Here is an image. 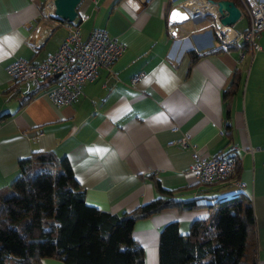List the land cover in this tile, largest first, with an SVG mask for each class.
I'll return each mask as SVG.
<instances>
[{"label": "crops", "instance_id": "1", "mask_svg": "<svg viewBox=\"0 0 264 264\" xmlns=\"http://www.w3.org/2000/svg\"><path fill=\"white\" fill-rule=\"evenodd\" d=\"M46 1L0 0V117L8 114L0 120V189L19 175L20 160L53 152L69 160L87 204L112 214L156 199L151 176L179 189L178 199L243 191L255 217L257 263L264 264V31L260 51L251 54L240 43L226 52L208 17L173 18L185 0H82L74 22L81 38L101 28L125 51L83 86L78 103L57 107L44 95L50 80L15 83L7 72L17 59L43 62L66 39L68 23L56 26L55 18L43 16ZM239 21L234 28L246 30L248 17ZM236 77L237 92L225 101ZM185 135L188 148L175 143ZM218 154L236 157L235 176L200 185L189 173L195 155ZM207 215L206 209H169L138 221L133 238L145 250V264H159L166 223L178 220L188 234L192 222ZM41 264L63 263L45 258Z\"/></svg>", "mask_w": 264, "mask_h": 264}, {"label": "trees", "instance_id": "2", "mask_svg": "<svg viewBox=\"0 0 264 264\" xmlns=\"http://www.w3.org/2000/svg\"><path fill=\"white\" fill-rule=\"evenodd\" d=\"M233 2L242 9L240 0ZM239 81L236 77L224 91L225 101L236 94ZM19 168L13 182L0 189V264H41L45 258L63 264H145V250L133 238L135 224L169 209H206L208 215L194 220L188 234L181 233L178 220L166 223L159 264H258L253 207L243 191L178 199L179 189L164 188L151 176L159 196L118 215L87 204L66 157L34 152Z\"/></svg>", "mask_w": 264, "mask_h": 264}, {"label": "built area", "instance_id": "3", "mask_svg": "<svg viewBox=\"0 0 264 264\" xmlns=\"http://www.w3.org/2000/svg\"><path fill=\"white\" fill-rule=\"evenodd\" d=\"M240 1L243 9L242 11L240 8L241 17L246 15L249 19V26L244 31H238L234 26L223 25L217 5L210 0H185L182 4L189 15L201 14L208 17L209 26L221 50L228 52L241 43L252 54L262 49L258 39L264 31V0ZM42 14L47 19L55 18L58 21L56 26L64 24L55 15L54 0L45 2ZM67 31V37L58 50L48 54L43 62L33 63L17 59L7 67V72L15 83L47 82L54 79V84L44 92V95L57 107L78 103L83 86L97 78L99 69L110 70L125 51V46L104 29H93L85 40L81 38L80 24H68ZM143 76L137 75L131 84L136 85ZM175 143L182 148L190 146L187 135ZM236 168L237 159L232 155L218 154L209 158L195 155L189 173L200 185L210 187L231 181Z\"/></svg>", "mask_w": 264, "mask_h": 264}, {"label": "water", "instance_id": "4", "mask_svg": "<svg viewBox=\"0 0 264 264\" xmlns=\"http://www.w3.org/2000/svg\"><path fill=\"white\" fill-rule=\"evenodd\" d=\"M82 0H54L55 15L58 20L72 24L78 17L77 7ZM211 3L217 5L220 14V20L223 25L235 26L240 20L241 9L231 0H210ZM179 12L182 21L190 19V15L182 6H176L173 13Z\"/></svg>", "mask_w": 264, "mask_h": 264}, {"label": "snow or ice", "instance_id": "5", "mask_svg": "<svg viewBox=\"0 0 264 264\" xmlns=\"http://www.w3.org/2000/svg\"><path fill=\"white\" fill-rule=\"evenodd\" d=\"M179 15H180L179 12H175V13H173V18H176V17L179 16ZM162 79L166 80L167 77H166V76H162Z\"/></svg>", "mask_w": 264, "mask_h": 264}, {"label": "rangeland", "instance_id": "6", "mask_svg": "<svg viewBox=\"0 0 264 264\" xmlns=\"http://www.w3.org/2000/svg\"><path fill=\"white\" fill-rule=\"evenodd\" d=\"M239 23H240V21H239V22H237V23L235 24V28H236V29H240V27L238 26V25H239Z\"/></svg>", "mask_w": 264, "mask_h": 264}, {"label": "clouds", "instance_id": "7", "mask_svg": "<svg viewBox=\"0 0 264 264\" xmlns=\"http://www.w3.org/2000/svg\"><path fill=\"white\" fill-rule=\"evenodd\" d=\"M130 179H134V177L130 178Z\"/></svg>", "mask_w": 264, "mask_h": 264}]
</instances>
